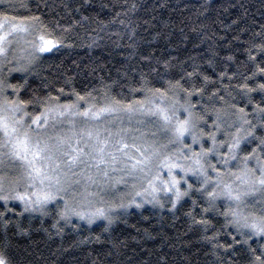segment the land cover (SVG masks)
Masks as SVG:
<instances>
[{
  "label": "trees",
  "instance_id": "trees-1",
  "mask_svg": "<svg viewBox=\"0 0 264 264\" xmlns=\"http://www.w3.org/2000/svg\"><path fill=\"white\" fill-rule=\"evenodd\" d=\"M2 12L38 16L39 31L59 41L51 52L8 66L12 74L3 80L20 89V99L32 101L28 111L33 114L46 106L79 104L93 110L114 101L119 108L134 107L161 97L179 100V107L190 100L203 132L215 124L227 127L228 137H216L217 144L230 143L238 126L248 129L240 108L257 125L255 135L264 136L254 110L257 104L264 106L262 96L240 87L248 83L255 88L260 82V77H245L260 62L252 44L264 39L257 35L264 34V0H5ZM249 48L255 61L249 59ZM7 89V98L16 99L13 89ZM77 94L84 99L77 100ZM256 143L243 141L240 155ZM225 149L219 150L227 153ZM259 207L251 210L260 215ZM8 208L14 212L0 218V240L7 238L13 264H249L252 259L248 245L226 252L204 239L215 231L221 243L230 242L228 232L241 241L246 237L226 224L219 214L225 208L221 202L211 208L199 193L175 208L115 209L92 224L62 219L57 204L49 205L46 214L17 215L22 208L15 202ZM4 219L10 221L6 233ZM202 219L210 221L207 233L197 223ZM248 244L258 248L264 242L252 237Z\"/></svg>",
  "mask_w": 264,
  "mask_h": 264
},
{
  "label": "snow or ice",
  "instance_id": "snow-or-ice-1",
  "mask_svg": "<svg viewBox=\"0 0 264 264\" xmlns=\"http://www.w3.org/2000/svg\"><path fill=\"white\" fill-rule=\"evenodd\" d=\"M0 3H4V0H0ZM132 7L135 8L136 5L133 4ZM40 24L38 16L16 17L8 15L7 12L0 13V56L6 55L7 45L12 43L9 37L15 38L22 33L36 32L39 30ZM257 35L264 36L261 33H257ZM57 43L59 41H53L41 34L38 37V42H33V46L37 52L44 53L51 52ZM252 47L258 49L260 62L256 65V71L250 77H245V81L260 77V82L256 84L255 88L248 83H243L240 87L249 93L259 92L262 102H264V66H262L264 65V39L259 44L253 43ZM247 51L249 59L255 61L257 57L251 54L252 49L249 48ZM7 88L13 89L17 98L8 99L7 96H4V99L0 101V202L4 207V211L0 212V218L5 217L7 212H14V209L8 208L9 201L19 202L22 211L16 213L17 215H23L24 212L30 211H41L46 214L47 205L56 202L58 197L63 199L61 193L66 195L75 185L81 184V179L78 176H81L84 170L95 168L97 172H100L101 165L116 164L118 162L116 153H119L121 157L126 158V163L130 162V173L138 171L144 174L153 193L162 191L170 195L173 208L185 197L191 198L196 193L206 197L211 208H216L218 199L226 198L229 204L220 210L219 214L224 217L228 226H231L239 236L246 237V239L238 240L235 235L228 232L226 235L231 238L230 242L226 240L221 243L218 239L219 231L213 232L211 236L205 235L204 239L213 248H223L226 252L228 250L235 252L237 245H248L247 251L252 254L249 264H264V244H260L258 248H253L248 244V240L252 237L264 239V136L255 135L257 125L246 118L248 113L244 111V108H240L238 111L242 114L240 118L243 120V124L248 125V129L245 130L243 125L237 128L232 141L226 145L227 153H221L217 148L214 134H209L212 146L203 147L201 136L197 134L198 118L192 111L195 106L191 104L190 100L186 101L187 107L183 105L177 107L180 101L175 100L168 108L157 105L154 111L149 109L150 114L158 115L163 120L166 131L171 133L170 144H183L186 136H191L192 145L200 144L199 152H195L192 145H184V148L192 155L189 156L184 151H180V155L173 159L172 156L162 155L159 150H142L135 142L129 145L123 136L116 141L114 152L106 153L108 141L99 140L98 133L97 143L90 144L83 137L75 139L73 142V136L49 132V121L54 115L63 117L66 114H78L85 117L91 116L95 119L103 113L121 110L119 101H114L97 111L88 108L83 112H74L73 109L77 107L76 105H57L56 107L46 106L43 111L33 114L28 111V106L32 104V101L20 99V89L17 86L4 85L3 82H0V94L6 92ZM163 95L162 93L161 96L163 97ZM191 95L192 93H188L189 97ZM83 99L84 97L77 94V100ZM249 102L251 103V101ZM140 107L143 108V104ZM233 107L235 106L233 105ZM181 108H183V114ZM122 110L135 111L132 105H127ZM254 110L259 113L260 127L264 128V106L257 104ZM182 115L183 118H181ZM242 131L244 135H240ZM87 136L91 139L92 133L88 132ZM253 140L257 142L256 147L240 158L238 153L242 151V142L251 143ZM82 143L83 147H81ZM224 146V143L221 142L220 147ZM129 148L135 149L139 158L136 155H130ZM214 155L218 157V163L224 166H227L231 161L239 160L242 167L238 166V173L230 170L221 173L219 167L208 163L209 157ZM106 156L109 159H106ZM181 159L193 160L194 164L185 166L180 163ZM252 161L255 163L252 164ZM78 168L81 169V173L76 171ZM165 169L167 170L166 174H164ZM209 172L215 173V180L211 178ZM189 173L198 177L196 183L199 184V187L189 181ZM107 174L106 171L103 172L104 176ZM225 176H234L235 181L239 182V186L234 188L232 183L225 180ZM83 180L85 189L78 194L86 199L88 195H91L87 192V184L89 182L96 183V181L91 175H83ZM157 184L160 186L157 187ZM139 194L137 193V195ZM256 194H260L259 200L255 199ZM249 199L254 200L251 207L255 208L256 204L260 205L258 211L261 214L259 216L255 212L245 214L242 210V206L249 207ZM192 203L195 205L196 201L192 200ZM136 206L140 207L141 205L137 204ZM208 211V208L204 209V212ZM73 214L84 218L65 200L64 207L59 212L60 217L68 219ZM92 215L107 218L104 209H97ZM3 222L6 233L10 221L4 219ZM91 222L90 218L89 223ZM197 223L204 225L205 233L208 232L210 221L202 219ZM53 226L55 227V225ZM221 227L223 228L224 225ZM244 229L248 231H243ZM8 248L7 238L0 240V264H13L7 251Z\"/></svg>",
  "mask_w": 264,
  "mask_h": 264
},
{
  "label": "rangeland",
  "instance_id": "rangeland-1",
  "mask_svg": "<svg viewBox=\"0 0 264 264\" xmlns=\"http://www.w3.org/2000/svg\"><path fill=\"white\" fill-rule=\"evenodd\" d=\"M41 34L42 33L38 30L36 32L19 34L15 38L9 37V39L12 40V43L10 45H7L8 51L6 55L0 56V82H3V80H8V78L12 74V70L9 69L8 66L13 65L14 67H17V64H19V62L25 61L26 58L29 60L32 57V54H41L37 52L33 46V42H38V37ZM7 92L8 89L3 94H0V101L4 99V96L7 95ZM174 101L175 100L168 101L166 98L161 97L157 99L152 98L148 103L143 104V108L140 107L141 104L134 106V112H127L122 110L124 108H120L121 110L119 111L103 113L100 117L95 119L91 116L85 117L78 114H66L63 117L54 115L53 118L49 121V132L57 135L73 136V142H75V139L83 137V139L90 144L97 143L98 133L99 140L108 141L106 153L114 152L116 141L119 140L121 136H123L125 141L129 145L135 142L137 146L141 147L142 150L145 151H151L153 149L159 150L162 155L172 156L173 159H175L177 155H180V151H184L185 154L191 156L192 153L188 152L184 148V145H192L191 136H186L184 138L183 144H170L169 138L171 136V133L166 131L163 120L158 115H152L149 112V109L154 111L157 105L163 108H168L173 104ZM75 105L77 107L73 109L74 112H83L85 110L84 108L79 107V104ZM177 107H179V105H177ZM100 108L102 107L91 110L97 111ZM181 113L183 114V108H181ZM181 118H183V115L181 116ZM240 127L241 126H238L234 129L231 138L236 134L237 128ZM88 132L92 133L91 139H89L87 136ZM110 133L111 135H109ZM207 133L214 134L215 137L222 135V137L226 139L228 137L229 129L227 127L222 128L221 126L215 124L212 131ZM207 133L203 131L201 132V129L197 125V134L201 136L203 145L207 141H209L208 143H206L204 148H209L212 146V141L209 138V134ZM162 139H164V142L162 141ZM165 145L167 147H164ZM224 145L226 146V144ZM81 147H83V143L81 144ZM224 147L221 148L220 143L217 144V148H219L220 150L224 149ZM192 149L195 152H199L201 150L200 144L192 145ZM128 151L130 155H136L137 158H139L138 154L135 153V149L129 148ZM224 151H226V149ZM116 155L118 157V162L116 164L108 163L106 165H101L100 172H97L95 168L84 170V173L81 174V176H78V178L81 179V184L75 185L74 188L70 189L68 194L66 195L64 193H61L60 195L63 197V199H60L58 197L56 202L50 203L49 205L57 204L58 206L60 205L63 208L64 201L67 200L70 207L75 208L77 212L81 213L84 216V218L82 219L80 216L73 214L70 215L68 219L78 220L87 224H92L94 222L107 219L100 216H93L92 214L95 213L97 209H104L106 215L108 216L110 212L114 211L115 209L123 211L126 209H133L137 207V204L141 206L148 205L155 207H162L167 205L172 206V200L169 194H165L162 191L153 193L151 188L149 187L148 180L144 178V174L138 171L135 173H130V162L126 163V158L121 157L119 153H116ZM238 156L240 158L243 157L242 155H240V152L238 153ZM106 159H109V157L106 156ZM155 163H158V161H155ZM180 163L185 164V166H189L193 165L194 161L181 159ZM208 163L219 167L221 173H225L229 170L231 172L238 173V166L242 167V164L239 163V160L231 161L227 166H224L218 163V157L215 155L209 157ZM76 171L78 173H81L80 168L76 169ZM104 171L108 173L107 176L103 175ZM166 171L167 170L165 169L164 174H166ZM83 175H91L96 181V183L89 182L87 184V192L91 195H88L86 199L78 194L83 192L85 189ZM178 175H180V173H178ZM209 175L213 180L216 179L215 173L209 172ZM197 180L198 177L193 176L191 173H189V181L199 187V184L196 183ZM225 180L229 183H232L234 188L239 186V182L235 181L234 176H225ZM159 186L160 185L157 184V187ZM137 193L140 194L137 195ZM260 198V194H256L255 199L258 200ZM127 199H129L127 204L124 205L121 203L120 208H116V206L120 202H122V200ZM13 202L20 205L18 201H9V203ZM216 202H221L225 207H227L229 204V201L224 197H221ZM252 203H254V200L249 199V207L244 208L242 206V210L245 212V214L253 212L251 210ZM49 205H47V207ZM257 206L260 205L256 204L255 209L257 208ZM30 212L39 213L40 211ZM90 218L92 221L91 223H89ZM244 231L248 230L244 229ZM253 238L258 239L260 237ZM262 241L264 242V239H262Z\"/></svg>",
  "mask_w": 264,
  "mask_h": 264
}]
</instances>
